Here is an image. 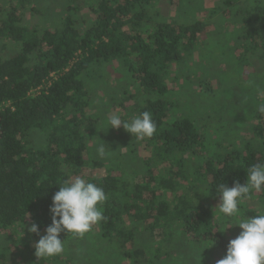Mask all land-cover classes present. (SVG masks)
I'll use <instances>...</instances> for the list:
<instances>
[{"label":"trees","instance_id":"trees-1","mask_svg":"<svg viewBox=\"0 0 264 264\" xmlns=\"http://www.w3.org/2000/svg\"><path fill=\"white\" fill-rule=\"evenodd\" d=\"M213 25L224 36L212 39ZM209 45L227 58L210 73L239 95L235 110L258 87L253 111L236 115V124L253 120L237 145L210 146L211 122L180 91L186 66ZM211 75L202 93L213 90ZM261 106L264 0H0V233L19 260L5 247L0 264H105V254L120 264H216L234 225L264 213V190H252L236 217L216 209L220 183L245 184L264 163ZM143 111L156 125L151 138L108 129L112 114L130 121ZM114 131L128 151L99 156L94 140ZM75 176L104 189L106 219L83 236L62 233L64 252L38 259L40 237L27 229L35 222L46 233L53 195Z\"/></svg>","mask_w":264,"mask_h":264},{"label":"clouds","instance_id":"clouds-1","mask_svg":"<svg viewBox=\"0 0 264 264\" xmlns=\"http://www.w3.org/2000/svg\"><path fill=\"white\" fill-rule=\"evenodd\" d=\"M259 111L264 112V106ZM108 129H119L121 126L137 140L151 138L156 132V125L152 113L143 111L131 120L122 119L119 114H112L107 121ZM101 157L108 154L105 144L97 148ZM264 190V163L253 164L247 172L245 184L238 180L232 187L224 183L218 185L220 201L216 209L226 217H236L239 205L250 192ZM106 194L102 187L87 182L80 176L66 181L52 197L49 207L51 224L46 233L41 235L37 223L28 227V232L40 238L35 243V255L38 259H48L64 252V240L61 234L83 236L93 225L105 220L102 205L106 201ZM234 226L241 231L228 243L226 255L216 261V264H264V213L239 220Z\"/></svg>","mask_w":264,"mask_h":264},{"label":"rangeland","instance_id":"rangeland-1","mask_svg":"<svg viewBox=\"0 0 264 264\" xmlns=\"http://www.w3.org/2000/svg\"><path fill=\"white\" fill-rule=\"evenodd\" d=\"M48 5V4H47ZM56 6H53L52 9H55ZM56 10V9H55ZM48 19H52L49 16L47 17ZM27 22H31L33 24L39 23H47L43 19L41 15L37 16H31V14H27ZM228 27H232V24L228 25ZM221 29L223 28H218L217 26H212L211 31L212 34L214 35L212 39H218V35L220 37L224 36L223 33L221 34ZM220 30V31H219ZM213 47L214 45H209L207 48L204 47L203 51L198 49V55L193 56L192 62H190L189 65L186 66V69H189V75L191 77L189 82L183 81L181 84V89L180 91L184 93L185 95H189V101L193 104L192 107L195 109V112L199 117V120L201 122H211L212 129L208 132L209 136V144L210 146H214L215 143L218 141L222 143H230L232 145H237L239 140L241 139V136L246 135L248 129L250 126L253 124V120L249 117H246V119H240L239 122L236 124V115L238 113L240 114H249V112H252L253 110H250V103H253L252 101V94H255L256 91L258 90V87L255 85H251L250 87L252 88V94L245 95L248 101L246 99L242 100V108L239 110L237 109V106L241 104V101L239 99L238 102L234 101V98L237 100L239 97L238 94L235 92H231V88H227L230 85L228 82H218L216 79L219 77L220 78H225L224 74L221 75H216L212 76L210 72H212V67L219 69L222 71V67H224V63L227 60L226 57H220V58H215V52L213 53ZM211 63L212 66L209 65ZM210 76L209 79L211 82V90L210 92L202 93L201 89H205L202 87L203 83H201V79H204L205 76ZM180 84L176 85L179 86ZM249 86L246 84L245 87H242L239 91L241 92L240 94L244 93V91L248 88ZM261 87V86H260ZM259 87V88H260ZM256 88V89H255ZM262 89V88H261ZM230 91V92H229ZM229 95L231 99L229 100ZM231 101V102H230ZM193 109V110H194ZM225 111H229L227 114H225ZM226 115V116H225ZM204 123H200L202 125ZM236 124V125H233ZM124 131V128L121 126L118 130ZM110 132V131H109ZM118 132L114 131L110 134V136H106L104 138V144H105V149L108 154H106L103 157H111V156H116L117 154H124L128 151L127 147H125L124 143L126 142V138L122 137L119 139L117 137ZM38 143V141H36ZM40 143V141H39ZM98 140H94V151L97 152L98 146ZM146 142H144L145 144ZM145 152V147L144 145H141L140 148L138 149L137 152H135L136 157L140 159L141 155ZM135 156V155H134ZM132 160H136L134 157ZM234 235L233 238H235L241 229L236 226L234 229ZM12 236L7 235V233H0V253H2V250L5 247H10L11 250L7 252V255L11 257V260L14 261H19L16 257L18 250L15 246H13V239H11ZM16 242V240H15ZM17 243V242H16ZM100 250V249H99ZM101 251V250H100ZM100 256V253H99ZM115 256H105L101 258V260L105 264H115L119 263L120 259L117 258L116 260L113 259ZM199 262V261H198ZM198 262H194L195 264H199ZM193 263V264H194ZM120 264V263H119Z\"/></svg>","mask_w":264,"mask_h":264}]
</instances>
